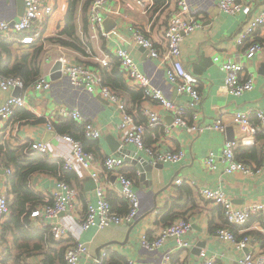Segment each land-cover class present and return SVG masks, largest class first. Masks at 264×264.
<instances>
[{"label":"crops","instance_id":"crops-1","mask_svg":"<svg viewBox=\"0 0 264 264\" xmlns=\"http://www.w3.org/2000/svg\"><path fill=\"white\" fill-rule=\"evenodd\" d=\"M241 1L251 6L248 17L241 14L226 15L219 10L214 0H186L187 16L201 22L200 29L185 36L180 47L184 68L200 82L201 101L193 113L197 115L198 124L204 129L196 136L189 134L184 128L172 127V116L156 101L148 99L143 90L134 87L122 74V83L125 87L118 91L117 95L135 122L145 125L144 146L160 152L179 150L184 152V159L178 163L152 164L148 156L133 145L123 148L133 160L125 162L122 172L133 181V190L139 198L137 218L124 226L103 230L98 228L80 230L79 225L86 213L87 205L97 204L95 191L98 184L90 177H80L77 171L66 172L64 180L75 190L76 195L71 209L63 214L64 216H60L58 221L69 230L70 238L61 242L52 240L49 232L51 220L42 217L31 218L28 207L23 212L11 211V214L0 220V264L28 262L64 264L61 250L65 248V252L74 241L84 244L88 250V255L82 258L79 264H157L165 254L171 255V264H202L200 252L214 258V264H239L241 256L235 246L220 242L214 237L216 230L221 227L232 231L237 238H241L242 235L250 236L254 242L246 253L253 257L264 255V234L260 231L258 219L253 218L241 228H229L231 225L225 222L220 207L201 199L196 188L185 183L174 185L175 180L181 179L194 183L198 188L220 186L233 205L239 208L252 202H264V173L253 178L241 173L227 175L220 159L224 143L238 142L240 139L238 129L232 123L233 114L264 111V27L256 32L255 37V41L262 44L263 51L251 60H243L242 49L236 45L238 34L246 21L264 11V0ZM45 2L53 7V14L41 40H37L33 45H23L0 38L1 69L11 71L16 65L21 64L24 67L22 73L29 74L35 51L41 46L36 59L37 78L46 77L51 81V69L60 59H65L71 65H83L94 69L93 66L96 65L102 67L100 62L103 60L110 65L115 57V51L123 49L131 55L139 72L150 79L151 86L166 100L177 106L188 103L189 98L178 94L174 86L167 81L165 65L160 60L151 58L143 48L136 46L130 31L132 27H139L159 49L162 48L161 35L168 24L170 14L178 9L176 0H109L103 12L104 21L113 20L116 26L106 37L90 28L87 11L86 16L82 13L85 0H80L76 31L82 41L80 48L85 53L73 47L62 46L56 41L65 39L59 38L57 32L60 33L64 28L69 0ZM20 17L18 0H0V22L11 24L17 22ZM85 17L90 48L84 42ZM67 41L71 42L69 39ZM216 57L219 58V63L214 62ZM228 59L242 62L245 73L253 74L255 78L254 88L238 98L229 95L224 87V74L220 68L221 63ZM26 70L28 72L25 73ZM94 71L99 74L96 69ZM14 91L10 93L0 90V107L9 96H14ZM139 92L144 94L143 100H140ZM14 97L23 98L26 102L25 107L16 110L9 121L0 122V195H6L8 204L14 201V197L10 194L9 175L6 172L7 170L14 172V167L2 160V152L13 151L32 157L35 154L28 151L30 143H43L44 140H48L56 154L71 159L69 147L59 140L62 135L55 132L54 126L60 125L63 121L58 117L61 109H77L83 119L92 123L101 134L99 140L84 145L94 156L93 168L101 175L99 186L102 187L112 210L120 215L126 214L128 205L119 195L116 176L101 173L104 159L111 155L117 156L121 143L118 134L121 113L117 105L98 94H89L81 88L71 86L63 77L52 82V87L48 91L38 92L29 86L19 90V94ZM144 109L158 113L162 123L158 127L148 128L146 119L141 114ZM27 114H30L32 119H29ZM220 114L225 125L223 133L209 129ZM189 119L192 120L191 115ZM251 124L257 126L258 122L252 118ZM48 125L51 126V130L48 129ZM48 132L54 133V137L47 135ZM263 147L264 136L257 134L253 146L238 145L235 148V157L237 155L240 162L246 166H259L263 157ZM209 153L215 157L213 170L203 164ZM138 157L144 158L151 166L161 164L160 169L152 170L151 180H141L143 173L137 168L139 162H135ZM46 158L49 165L56 168L50 169L52 171L33 173L28 178L29 190L41 200L48 199L58 181H61L57 163H62V160ZM169 209H171L169 215L176 216L172 224L178 219H185L190 225L184 236L188 248L177 250L175 241L170 239L153 252L142 249L140 239L143 236L152 238L164 227L162 219Z\"/></svg>","mask_w":264,"mask_h":264},{"label":"built area","instance_id":"built-area-1","mask_svg":"<svg viewBox=\"0 0 264 264\" xmlns=\"http://www.w3.org/2000/svg\"><path fill=\"white\" fill-rule=\"evenodd\" d=\"M109 0H89L87 10V20L91 29L97 31L101 36L106 37L103 31V12ZM219 10L230 16L241 14L248 17L251 12L250 4L241 0H214ZM24 13L20 19L11 25L8 22H0V38L9 39L23 45H32L37 40H41L46 31L47 24L52 17L53 7L45 0H23ZM139 3V2H138ZM178 9L173 11L168 20L166 28L163 30L161 40L162 48H158L154 42L148 38L139 27H132V40L136 46L148 51L151 58L160 60L165 65L167 81L174 86L175 91L180 95L189 98L186 105H175L166 100L162 94L151 86L150 79L139 72L133 58L123 49H117L114 53L119 62L121 73L137 89L145 92L148 99L156 101L159 106L173 118L172 127L184 128L189 134L196 136L203 131L197 121L194 110L199 106L201 94L199 92V80L189 73L181 61V44L185 36H189L197 29H200L201 22L194 17H188L186 0H176ZM264 27V11L249 18L243 29L238 34L236 45L242 49L241 58L245 61L251 60L263 51L262 44L255 41L256 32ZM28 34H31L29 36ZM59 34V31L57 32ZM61 67L59 72L61 77L67 79L71 86L81 88L89 94H98L102 98L116 104L121 113V121L118 125L120 147L117 156L111 155L104 159L101 167L104 174H113L119 184V195L127 203L128 211L124 215L114 212L105 197V193L100 184L101 175L93 168L95 159L93 154L85 152L79 141L69 136H60L70 149L71 159H66L60 154H56L48 143H30L28 151L30 154H38L51 159H61L64 172L77 171L80 177H90L97 184L95 195L97 204L87 205L86 213L82 218L79 229L86 231L90 228L103 230L110 227H119L132 223L138 216L139 198L133 190V181L122 172L125 161L121 156V150L128 145H133L138 150L143 151L152 164L157 162L178 163L184 159V152H160L155 149H147L144 146L145 125L135 122L134 117L128 113L124 104L117 94L102 83L101 76L87 66L71 65L65 59L59 60ZM215 63H219V58H214ZM102 67L108 65L106 60L100 62ZM224 74V87L226 92L233 97H241L246 92H250L255 85L253 74L245 73V66L242 62L225 60L220 68ZM35 91H48L52 87V82L46 77H40L32 85ZM24 89L19 78L5 77L0 74V90L13 92ZM25 100L21 97L9 96L0 107V122L9 121L14 112L25 107ZM146 119L148 128L158 127L162 123V118L151 109H144L141 113ZM191 115L192 120L189 119ZM60 120H71L82 128L85 139L97 141L101 138L99 129L92 123L83 119L77 109H61L58 113ZM255 118L257 126L251 124V119ZM222 114L209 126L210 130L223 133L225 125L222 122ZM232 123L238 129L240 139L238 142H225L221 150V161L224 172L227 175L241 173L253 178L264 173V147L263 157L259 166H246L235 158V148L238 145L253 146L257 134L264 136V111L237 112L232 116ZM51 130V126L48 125ZM204 166L210 170L215 168V157L209 153L203 162ZM7 175L11 174L7 170ZM188 184L198 190L199 197L205 202L220 207L223 218L228 225L244 227L253 218L258 219L261 233L264 234V202H252L244 207H235L229 197L220 186L212 188H198L192 182H184L181 179L174 181V185ZM76 195L75 190L63 181H58L54 190L51 191L48 199H42L41 205L36 207L31 213V218H44L51 220L49 232L56 242L70 238L69 230L59 223L61 214H66L71 209L72 201ZM9 215V204L6 195H0V220ZM190 229L189 223L185 219H178L173 224L161 228L152 238L142 237L139 244L142 249L153 252L161 247L167 240H174L177 250L188 248L184 236ZM214 237L223 243L235 246L240 253L239 264H264V255L253 257L246 250L254 242L248 235L237 238L229 229L220 228L216 230ZM88 255L87 247L84 244L75 242L70 244L64 252V264H79L80 260ZM203 259L202 264H214V258H209L204 252H200ZM28 264H31L28 262ZM157 264H171V255L165 254Z\"/></svg>","mask_w":264,"mask_h":264},{"label":"trees","instance_id":"trees-1","mask_svg":"<svg viewBox=\"0 0 264 264\" xmlns=\"http://www.w3.org/2000/svg\"><path fill=\"white\" fill-rule=\"evenodd\" d=\"M79 3L80 0H69L68 10L65 16V25L58 36L59 38L64 37L66 40L61 38L62 40L57 39L56 41L59 42L62 46L73 47L79 51L84 52L80 48L82 47V41L79 39V36L76 31V18H77V10ZM88 5H89V0H85V2L82 5V13L84 16H86ZM83 23H84L83 33L85 36L84 42L90 48L91 44L87 36L88 32H87L86 17L84 18ZM67 39H69L71 42L67 41ZM40 51H41V46H39V48H37L35 51V55L33 56L31 63V71L29 74L25 75L22 73L24 67L21 64L16 65L11 71L1 69L0 67V74L5 77L19 78L25 88L31 86L38 79L37 78L38 63H36V59L38 58ZM93 67L99 72L102 78L103 85L110 88L116 94L118 91L123 90V88L125 87L124 84L122 83L123 75L119 71V62L115 57H113V60L110 63V65L108 64L106 67H101L98 65ZM24 72L26 73L28 71L26 70ZM139 93H140V100L141 99L143 100L144 94L142 92ZM27 117L29 119H32V116L30 114H27ZM188 117L190 118V115ZM35 122H42V120H35ZM54 127H55L54 130L58 135L69 136L72 139L79 141L82 145L83 150L85 152H89L88 150L85 149L84 145L90 143V141L85 139L82 133V128L77 126L75 122L71 120H63L61 121L60 125ZM91 143H93V141ZM1 156H2L1 157L2 160H4L8 164H12L14 167V172H12L8 177L10 194H12L14 197V201L10 202L9 204V214H11V211L12 213L16 211L23 212L25 208L28 207L31 216V213L35 210V208L41 205V198L39 196L34 195L29 190L28 178L31 174L36 172L52 171L50 169L56 168V166H50L48 160H46L47 158L38 154H35L32 157H27L24 154L16 153L13 151H6V152H2ZM235 158L237 161H240L237 155ZM58 163H57V172H59V180L67 184V182L64 180V174L66 172H64L62 169V163L61 162ZM169 212H171V209L168 210L167 214H165V216L162 219V223L164 227L169 226L176 219V216L169 215ZM15 225H17V223ZM230 227L237 228V226H229V228ZM64 249L65 248H62L61 250V253L63 252V255H64Z\"/></svg>","mask_w":264,"mask_h":264},{"label":"water","instance_id":"water-1","mask_svg":"<svg viewBox=\"0 0 264 264\" xmlns=\"http://www.w3.org/2000/svg\"><path fill=\"white\" fill-rule=\"evenodd\" d=\"M18 13H19L20 16H22L23 13H24V3H23V0H18ZM14 23L15 22H12L11 25H13ZM115 26H116V23L113 20L106 19L104 21V23H103L104 33L105 34L110 33L115 28ZM145 53L148 54V51H145ZM60 67H61L60 62H56L53 65V67L51 69V76H50V79H51L52 82L58 81V80H60L62 78L61 77V73L59 72ZM18 94H19V90H15L14 93H13L14 96H16ZM48 134H50L51 137H54V133L48 132L47 135ZM43 143H48V140L47 141L44 140ZM113 149L116 150L117 148H113ZM121 156L123 157V159L125 160V162L133 161V160L130 159V157H128V151H126V150H123V149L121 150ZM135 162L136 163L139 162L138 165H137V168L143 173L142 176H141V180H143V181H149V180H151V178H152V176H151L152 170L153 169H160V166H161V164H157L155 166H151L142 157H138ZM1 174H2V172H1ZM147 183H149V182H147ZM60 216L62 217L64 215L61 214Z\"/></svg>","mask_w":264,"mask_h":264}]
</instances>
